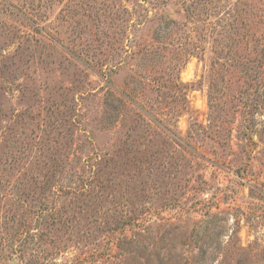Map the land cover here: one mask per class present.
I'll return each mask as SVG.
<instances>
[{"label": "rangeland", "instance_id": "obj_1", "mask_svg": "<svg viewBox=\"0 0 264 264\" xmlns=\"http://www.w3.org/2000/svg\"><path fill=\"white\" fill-rule=\"evenodd\" d=\"M0 264H264V0H0Z\"/></svg>", "mask_w": 264, "mask_h": 264}]
</instances>
